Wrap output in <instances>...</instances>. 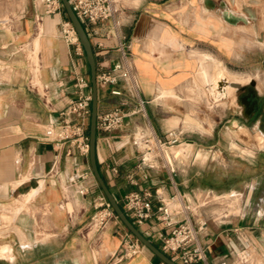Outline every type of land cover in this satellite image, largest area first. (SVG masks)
Instances as JSON below:
<instances>
[{"label": "crops", "instance_id": "crops-1", "mask_svg": "<svg viewBox=\"0 0 264 264\" xmlns=\"http://www.w3.org/2000/svg\"><path fill=\"white\" fill-rule=\"evenodd\" d=\"M65 22L62 9L43 15L41 0H0V207L11 212L12 233L25 250L23 256L35 258L36 264H161L143 245L129 260L113 258L130 234L117 217L102 229L88 231L94 204L105 197L88 153L58 141L61 112L76 99V78H89L82 48L65 42ZM238 32L264 34V0H127L116 4L108 21L86 27L96 75L126 62L136 86L134 93L121 80L98 87V113L122 108L129 114L117 130L96 131L101 177L122 209L131 192H149L153 211L170 204L171 196L179 198L178 212H171L169 223L187 217L195 226L205 223L198 239L207 264H226L232 257L223 256L240 250L264 264L262 215L244 212L214 220L195 202L205 191L190 188L189 168L177 173L161 165L140 136L152 131L164 140L168 130H179L175 126L188 111V86L200 69L209 83L206 64L222 50L232 58ZM112 90L121 95H112ZM243 103L246 117L253 115L255 106ZM49 129L51 137L46 136ZM259 134L263 138L256 140L264 147V132ZM234 143L247 148L240 139ZM194 146L188 141L178 150L160 151L166 161L177 160ZM200 157L193 150L192 159ZM138 229L161 250L157 235L169 229L164 222L152 217ZM3 248L6 256L0 257L13 260L11 247Z\"/></svg>", "mask_w": 264, "mask_h": 264}, {"label": "rangeland", "instance_id": "rangeland-1", "mask_svg": "<svg viewBox=\"0 0 264 264\" xmlns=\"http://www.w3.org/2000/svg\"><path fill=\"white\" fill-rule=\"evenodd\" d=\"M118 2L126 3L127 0H116V4ZM231 55L232 58H229L222 50L220 57H213L206 64L209 83L203 80L201 69L198 71L188 86V111L182 123L175 126L183 133L181 144L194 141L193 150L201 153V157L193 160L192 150L186 157L177 160L166 161L163 158L160 149L165 152L178 150L181 144L160 146L151 155L159 157L161 165L177 173L189 168L190 188L205 191L204 195L197 194L198 201L195 199V202L204 205L206 213L212 214L214 220L224 215H242L244 212L255 217L262 215L264 220V147H260L256 140L257 134L264 132V34L247 32L246 35L238 32L236 49L231 51ZM222 67L235 76L229 75ZM219 73L224 78L223 84L228 83V88L220 87L222 83L216 84ZM216 88H222L220 96H216ZM243 102L248 106L253 103L257 107L248 118ZM195 125H201L205 131ZM237 139L246 142L247 148H234L233 142ZM175 205L178 208L180 202L176 201ZM2 208L0 215L5 214L9 218L1 219L0 216V247L9 245L13 260L0 257V264H36L35 258L23 256L25 250L21 249L12 233L15 232V221L11 219V212ZM193 209V213L198 215L195 206ZM88 231L95 229L88 226ZM255 260L260 263L259 258Z\"/></svg>", "mask_w": 264, "mask_h": 264}, {"label": "built area", "instance_id": "built-area-1", "mask_svg": "<svg viewBox=\"0 0 264 264\" xmlns=\"http://www.w3.org/2000/svg\"><path fill=\"white\" fill-rule=\"evenodd\" d=\"M68 1L85 31L86 27L90 25L111 19L116 9V0ZM41 4L43 15H52L62 9L60 0H41ZM39 19L41 18L38 17V21ZM63 26L65 42L75 45L77 50L81 51V46L71 24L65 22ZM96 78L98 87L113 85L121 80L130 93H134L136 89L132 67L126 62H123L117 68L104 69ZM89 88V78L83 76L76 78V99L71 101L61 112L63 118L59 126L58 141L68 142L76 147L80 153H88V134L86 131L88 130L90 115ZM111 94L114 96L121 95L118 90H112ZM128 115L122 108L98 113L96 129L104 133H111L122 126ZM52 135V129L46 131L47 137ZM182 139L183 133L178 129L168 130L164 140H160L152 131L141 133L140 136V142L144 144L146 151L149 153L160 146L180 145ZM169 200L170 204L162 203L153 211L149 192L142 194L131 192L124 197L123 211L137 228L152 219V217L164 222L169 229L157 235L161 244V251L177 264H207L205 250L198 239V232L205 226V223L195 226V222L190 217L177 223H169L168 216L171 212H178L176 211L175 202H180L179 198L176 199L175 196H171ZM94 208L95 214L90 220V226L95 230L102 229L110 219L116 217L105 199H99L94 204ZM141 247L142 245L133 236L126 234L120 248L113 254V258L118 262L129 260L140 251ZM229 257H232V259L226 264H260L255 260L253 254L246 250L223 256L224 259Z\"/></svg>", "mask_w": 264, "mask_h": 264}, {"label": "water", "instance_id": "water-1", "mask_svg": "<svg viewBox=\"0 0 264 264\" xmlns=\"http://www.w3.org/2000/svg\"><path fill=\"white\" fill-rule=\"evenodd\" d=\"M61 5L65 11V14L73 28L78 42L83 49L85 60L88 66L89 73V95H90V115L88 123V156L92 174L100 187L105 199L111 207L115 216L119 219L126 230L144 247H146L162 264H177L163 251L157 248L152 242H150L141 231L131 222V220L124 213L116 201L113 194L108 189L103 178L101 177L95 158V142H96V119L98 114V85L96 78V62L89 37L75 13L73 12L68 0H60Z\"/></svg>", "mask_w": 264, "mask_h": 264}, {"label": "bare ground", "instance_id": "bare-ground-1", "mask_svg": "<svg viewBox=\"0 0 264 264\" xmlns=\"http://www.w3.org/2000/svg\"><path fill=\"white\" fill-rule=\"evenodd\" d=\"M216 64H217V63H216ZM219 67H220V66H219ZM220 69H221V68H220ZM222 70H223V69H222ZM221 75H222V74L219 73L218 78H216V80H215L217 85H221V83L223 84L222 81H223L224 78H223ZM227 84H228V83H224L223 86L221 85L220 87H223V88L226 89V88H228V87H227ZM212 85H213V84H212ZM212 87H213V86H212ZM211 90H212V91H215L214 88H212ZM216 91H218L217 94H216V96H220L221 93L223 92V91H222V88H220V89H219V88H216ZM195 126H196L198 129H200L201 131H204V129L202 128L201 125H200V126H199V125H198V126L195 125ZM259 133H260V132H259ZM259 133H258V134H259ZM258 134H257V136H259V138H263V136H262L263 134H262V135H261V134L258 135ZM257 136H256V137H257ZM260 136H262V137H260ZM258 142H259V141H258ZM233 145L235 146L234 148H236V147L239 148V146H238L236 143H234V142H233ZM260 145H261V143H260ZM236 149H237V148H236ZM7 249H8V248H7ZM5 251H6L5 248H3L2 250H0V256H6V252H5Z\"/></svg>", "mask_w": 264, "mask_h": 264}, {"label": "trees", "instance_id": "trees-1", "mask_svg": "<svg viewBox=\"0 0 264 264\" xmlns=\"http://www.w3.org/2000/svg\"><path fill=\"white\" fill-rule=\"evenodd\" d=\"M62 12H63L64 16L66 17L67 21L69 22V20H68L66 14H65V11H64L63 7H62ZM82 51H83V49H82ZM83 53H84V52H83ZM158 261H159V260H158ZM160 263H161V262H160ZM161 264H162V263H161Z\"/></svg>", "mask_w": 264, "mask_h": 264}, {"label": "flooded vegetation", "instance_id": "flooded-vegetation-1", "mask_svg": "<svg viewBox=\"0 0 264 264\" xmlns=\"http://www.w3.org/2000/svg\"><path fill=\"white\" fill-rule=\"evenodd\" d=\"M250 107H254L255 106V110H257V107H256V105L255 104H253V103H251L250 105H249ZM259 108V107H258Z\"/></svg>", "mask_w": 264, "mask_h": 264}]
</instances>
